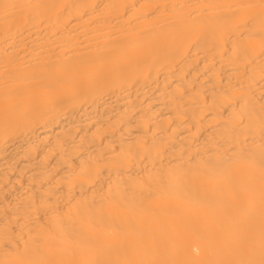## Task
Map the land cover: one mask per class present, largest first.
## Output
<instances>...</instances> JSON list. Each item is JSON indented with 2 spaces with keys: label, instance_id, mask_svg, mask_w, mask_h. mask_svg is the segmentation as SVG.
<instances>
[{
  "label": "bare ground",
  "instance_id": "1",
  "mask_svg": "<svg viewBox=\"0 0 264 264\" xmlns=\"http://www.w3.org/2000/svg\"><path fill=\"white\" fill-rule=\"evenodd\" d=\"M0 264H264V0H0Z\"/></svg>",
  "mask_w": 264,
  "mask_h": 264
}]
</instances>
